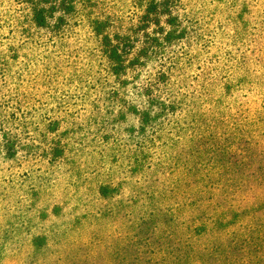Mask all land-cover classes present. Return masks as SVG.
<instances>
[{"label": "rangeland", "instance_id": "1", "mask_svg": "<svg viewBox=\"0 0 264 264\" xmlns=\"http://www.w3.org/2000/svg\"><path fill=\"white\" fill-rule=\"evenodd\" d=\"M38 5L45 26L25 0H0V264H158V190L171 199L175 181L158 165L172 157L216 164L245 180L238 199L254 194L264 0ZM174 201L165 206L177 211Z\"/></svg>", "mask_w": 264, "mask_h": 264}, {"label": "trees", "instance_id": "2", "mask_svg": "<svg viewBox=\"0 0 264 264\" xmlns=\"http://www.w3.org/2000/svg\"><path fill=\"white\" fill-rule=\"evenodd\" d=\"M25 1L32 6L36 24L45 26L47 8L38 5L42 0ZM109 45L108 56L115 63L113 70L119 74L124 69L123 55L117 47L112 46L111 43ZM149 121H151L150 112H142L141 128L144 124H149ZM215 126L217 125L214 123L208 128L213 131ZM174 159L180 163L178 164ZM164 162L158 167L170 165L169 168L172 169L170 174H173L175 181L170 198L178 201L172 203V205L177 204L178 212L173 210L172 206H165V201L171 199L165 198L164 188L160 187L157 227L158 234L163 238L158 239L156 263L264 264V180L261 181L264 179V174L254 175L256 176L254 181L256 180L258 186L250 183L251 187H248L249 190H254V194H247V197L238 199L242 195L241 187L246 186V182L240 180L235 173L227 170L220 172L216 170L218 168L216 164L204 167L198 159L182 160V157H172ZM162 183L158 180V186ZM110 191L109 185H102L99 193L108 196ZM144 194L149 198L152 197L150 194ZM182 198H186L183 205L180 204ZM176 212L177 215L174 216ZM168 214H171V221L177 219L178 221L174 223V230L167 232L166 235L165 226L173 223L167 224L162 219ZM176 227L179 229L177 230ZM44 240L43 237H38L32 241V244L42 247ZM153 259L148 258L145 263L140 259L136 261L149 264ZM72 260L73 258L67 260L57 257L54 263L45 261L41 264H69Z\"/></svg>", "mask_w": 264, "mask_h": 264}]
</instances>
